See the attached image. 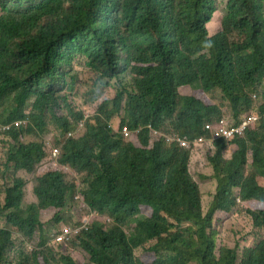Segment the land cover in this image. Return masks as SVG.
I'll list each match as a JSON object with an SVG mask.
<instances>
[{"label":"trees","instance_id":"1","mask_svg":"<svg viewBox=\"0 0 264 264\" xmlns=\"http://www.w3.org/2000/svg\"><path fill=\"white\" fill-rule=\"evenodd\" d=\"M215 12L213 0H0V124L29 119L0 132V264H264V0H228L210 36ZM81 64L116 84L87 118L73 99ZM254 114L243 136H216L221 122ZM125 127L141 129L135 141ZM50 130L77 179L37 172L52 161ZM209 139L211 173L200 177L215 186L204 212L190 170ZM28 176L37 204H24ZM76 194L98 215L73 242L82 262L42 218L52 210L59 222ZM239 201L262 237L218 249L214 223Z\"/></svg>","mask_w":264,"mask_h":264},{"label":"rangeland","instance_id":"2","mask_svg":"<svg viewBox=\"0 0 264 264\" xmlns=\"http://www.w3.org/2000/svg\"><path fill=\"white\" fill-rule=\"evenodd\" d=\"M216 8V12L208 24L209 35L213 36L217 32H219L220 21L225 13V9L227 6L228 0H213ZM79 73V81H78V92L76 96H74V101L76 107L83 110L85 115L92 114L96 106L104 99L112 96L116 89L115 82H110L109 80L103 79L97 81L94 74L90 72L88 68L84 65H79L77 68ZM121 81L123 82V87H129L131 78L127 75L121 76ZM184 91V90H183ZM189 90L185 89L184 92H188ZM213 100L222 104L224 107L225 114L229 115V110L227 106L223 103L220 95L212 94ZM229 125L233 124L231 118L228 122ZM117 129V127H113ZM43 140L46 141L47 151L51 148L54 149L53 146L57 145V140L54 136V130H50L44 137ZM23 141H28L27 139H23ZM209 144V143H207ZM212 145H203L195 150L194 158L191 164V175L193 178L201 185V192L203 193L202 207L205 212L210 204V199L214 191V181L212 179H205L211 173L210 167H208L207 163V155L211 154L213 148ZM5 153V145L3 143L2 138L0 137V159ZM227 156L229 153L226 154ZM51 166V162L47 159L42 165H40L37 169V172L44 171L48 167ZM68 178L77 179V176L72 171H66ZM200 175L204 176L203 179ZM28 183L25 187V197L24 204H37V199L33 193V176H28ZM32 182V183H31ZM260 182L264 185V178H260ZM77 195V194H76ZM238 207H236L231 216L223 222H215L214 226L216 231L218 232V249L221 247H234L237 249L248 248L254 246L258 240L262 237V233L259 230L255 229L251 223L250 218L246 213V208L244 206H240L238 203ZM53 211L43 212L42 218L45 225V233L48 234L51 231H57L61 228V226L70 227L73 229H81V226L84 225L88 219L90 220L93 216L89 213V211L80 204V201H74L63 213L61 220L57 222L53 218ZM17 236V235H16ZM18 237V236H17ZM76 240H71L69 248V255L73 260L77 262H82L84 260V253L79 250V248L73 244ZM68 248V249H69ZM141 251H137V255L139 256Z\"/></svg>","mask_w":264,"mask_h":264},{"label":"clouds","instance_id":"3","mask_svg":"<svg viewBox=\"0 0 264 264\" xmlns=\"http://www.w3.org/2000/svg\"><path fill=\"white\" fill-rule=\"evenodd\" d=\"M207 29H208V26H207ZM208 32H209V31H208ZM257 97H258V94L253 95V99H254V100H256ZM261 115H262V117H263V115H264V111L262 112ZM251 116H254V117H256V118L259 119V115H257V114H254V115H247V116H244V117H243L238 123H236V124L233 123V124H231V125H229V126L226 125V127H227V128L237 127V126H239V125L242 124V122H243L244 119H246V118H248V117H251ZM87 117H89V115H86V116H85V118H87ZM258 119H257V121H258ZM257 121H254V122L250 123V124L245 128L243 134L245 133V131L247 130L248 127H250L251 125L255 124ZM15 122H20L21 124H19V125H17V126H14L13 124H14ZM28 123H29V119H28V118H23V119L14 120V121L9 122V123H2V124H0V127H1V126H9V129L6 130V131H0V132H4V133H5V132L10 131V130L13 129V128H17V127L25 126V125H27ZM83 127H84V121H82V122L79 123V125H78V130H77V131H78V132H79V131L81 132V131L83 130ZM111 127H112V126H111ZM113 129H114V128H113ZM114 130H117V129H114ZM140 130H141V129L139 128V129H136V130L132 131V130L128 129L127 127H125V128H123V129L120 131V134H121V136H122L126 141H135L136 138H137L138 135H139ZM152 133H153V135L151 134L152 136H156V132H155V131H152ZM243 134H242V135H234V136L231 137V138H224V137H219V138H223L224 140L230 141V140H232L235 136H243ZM71 136H73V133L68 134L67 137H71ZM165 138H167V140H169V141H171V142L176 141L180 146H182L181 143H180V141H182V140H185V141L189 142V140H188L186 137H175L174 135H172V136H171V135H165ZM214 141H215L214 139H209V145H212V143H213ZM202 142H203V141H202ZM60 153H61V147H55V148L52 150V152H51V155H52L51 166L48 167L47 169H45L44 171H40L41 174L46 173L47 171H50V170H57V169H63V170H65V171H68V168L65 167V166H62L61 163L59 162ZM77 200L80 201V197H79V195H76V196H75L74 201H77ZM238 203H240V201H239ZM80 204L86 208V206L83 205L81 202H80ZM86 209H87V208H86ZM87 210H88V209H87ZM46 211H50V210H45V211H43V212H46ZM51 211H52V210H51ZM88 211H89V210H88ZM43 212H42V215H43ZM89 213L93 216L92 218L98 216L97 213L94 212V211H89ZM62 215H63V213L61 214V216H62ZM92 218H91V219H92ZM91 219H90V220H91ZM90 220L88 219V221H87L84 225L81 226V229H80V230H78V229H73V230H71L70 227H67V226H64V225H63V226H61V228H60L59 230H57V231H51L50 233H48V235H49L50 237H52V238L60 239V240H62V242H71V240H75L76 236L81 232V230H83V229H86V230H87V229H88V226H89V222H90Z\"/></svg>","mask_w":264,"mask_h":264},{"label":"built area","instance_id":"4","mask_svg":"<svg viewBox=\"0 0 264 264\" xmlns=\"http://www.w3.org/2000/svg\"><path fill=\"white\" fill-rule=\"evenodd\" d=\"M264 117V115H263ZM258 118L251 116L248 117L246 119L243 120L242 124L237 126V127H231V128H227L226 126H223V122H221V126L219 127L218 131L216 132V136L218 137H224V138H231L234 135H242L245 128L252 122L257 121ZM21 124L20 122H15L13 125L17 126ZM209 127H206V129L208 130ZM9 129V126H1L0 127V131H6ZM203 139L199 138L198 142H202ZM182 146L187 147L189 145V142L182 140L180 141Z\"/></svg>","mask_w":264,"mask_h":264}]
</instances>
